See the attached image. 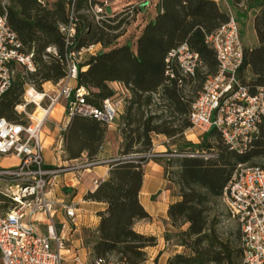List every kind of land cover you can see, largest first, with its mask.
<instances>
[{
	"label": "trees",
	"instance_id": "16d2710c",
	"mask_svg": "<svg viewBox=\"0 0 264 264\" xmlns=\"http://www.w3.org/2000/svg\"><path fill=\"white\" fill-rule=\"evenodd\" d=\"M243 2L247 10L257 11L258 44L245 48L240 77L246 84L264 88V0L233 1L237 9ZM96 4L104 5L99 0H8L5 11L0 3L10 30L25 52L34 53L37 65L33 74L18 67L0 98V120L28 123L16 111L23 104L26 87L42 92L46 84L58 85L68 74V51L100 44V53L86 56L79 64L77 85L88 90L87 102L96 107L115 96L113 84L121 85L127 98L120 118L123 143L118 155L109 163L108 178L85 196L86 201L107 206L99 213L98 229L86 233L89 264L147 263L148 250L157 246V238L138 233L135 226L151 219L140 202L150 162L164 167L168 188L179 199L169 206L165 240L185 251L171 256L167 264H242L240 226L235 239L222 238L220 217L214 211L236 168L264 157V124L259 139L243 155L230 150L215 130L199 136L198 144L186 138L192 128L193 103L207 78L218 73L216 53L206 38L229 22V13L213 0H160L157 16L145 26L134 50L130 44L119 43L130 14L120 12L98 24L91 12ZM72 8L78 14L77 40L68 50L59 24L67 22ZM184 43L199 54L201 67L195 78H185L177 69L174 78H169L166 59ZM51 47L57 52L49 53ZM246 73H250L248 80L243 76ZM108 130L105 122L72 118L62 134L65 161L99 165ZM156 135L171 144H166V156L148 158ZM0 203V212L12 207L1 192Z\"/></svg>",
	"mask_w": 264,
	"mask_h": 264
},
{
	"label": "built area",
	"instance_id": "2783aa9c",
	"mask_svg": "<svg viewBox=\"0 0 264 264\" xmlns=\"http://www.w3.org/2000/svg\"><path fill=\"white\" fill-rule=\"evenodd\" d=\"M8 0L2 6L6 11ZM104 5H94L91 12L100 24L108 17ZM136 11L134 5L121 12ZM77 12L70 11L66 23L59 24L66 49L77 40ZM115 15L111 16L114 17ZM206 43L215 53L218 73L209 76L192 106V128L188 132L200 136L217 131L230 150L246 154L259 139L264 123V88L246 84L240 77L244 63L245 46L236 17L230 12L229 22L214 34L207 36ZM101 45H93L66 54L67 77L52 90L38 92L27 86L23 104L16 111L25 116L26 124L0 120V157H16L18 165L0 169L3 195L10 199L12 207L0 212V264H64L62 250L65 238L59 235L54 219L60 210L76 222V207L55 200L51 191L56 178L67 173L79 174L93 167L90 163H75L50 167L44 159L43 130L53 117L55 109L63 105L65 126L75 116L93 118L113 125L125 106L127 92L117 85L115 96L101 107L87 102L89 92L77 85L79 60L84 54L96 55ZM102 47V46H101ZM49 53H56L49 48ZM18 67L25 74L37 70L34 53L24 51V46L7 23L6 14L0 13V98L12 84ZM201 67L200 56L184 43L172 50L166 59L165 74L174 78L175 69L185 78H195ZM30 91L40 96L37 99ZM187 132V134H188ZM186 134V135H187ZM154 150L148 158L163 157ZM100 181H94L98 187ZM223 201L229 214L240 226L242 234V264H264V170L260 167L239 165L224 189ZM43 215L48 223L42 233L36 217ZM81 263L79 257L75 258Z\"/></svg>",
	"mask_w": 264,
	"mask_h": 264
},
{
	"label": "crops",
	"instance_id": "0c3cea01",
	"mask_svg": "<svg viewBox=\"0 0 264 264\" xmlns=\"http://www.w3.org/2000/svg\"><path fill=\"white\" fill-rule=\"evenodd\" d=\"M99 1L105 2L106 0ZM213 1L220 4H228L229 0ZM159 2L160 0H135L126 3L121 8L118 13L126 6L134 5L137 7V13L135 22L131 24L127 33L119 39L120 45L130 44L136 50V43L143 29L158 14L157 6ZM146 3H148V6L141 8ZM97 49L100 50L99 53L102 51L101 46ZM117 85L113 84V87L115 88ZM54 88L52 84L44 85V90H52ZM123 111L124 108L121 109L116 122L109 126L106 143L99 154L101 163L79 174L67 173L61 175L54 181L51 197L75 206L77 215L76 222L73 223L67 217L65 211L60 210L54 219L59 235L65 238V246L64 250H62L65 258L64 264H89L90 248L86 245V233L94 232L98 229L100 224L99 213L105 211L107 206L104 203L86 201L85 196L87 193L96 190L97 187L94 186V181L102 182L108 178L109 163L117 157L123 143V138L119 131L120 118ZM53 115L55 117H52L43 130L44 159L50 167L70 165L65 161L63 152L62 134L66 127L64 124V106H58ZM153 143L155 152L163 153L167 150L166 144L168 140L165 137L156 135L153 138ZM17 165L18 159L16 157H0V169ZM164 173L165 170L162 165L150 162L146 166L144 183L140 193V202L151 219L137 222L135 229L138 233L157 238V246L148 250V261L146 264H167L169 258L180 251L176 250L180 249V247H170L165 240L169 206L179 199L168 188ZM36 220L38 221L39 230L42 233H46L45 225L48 221L45 216L40 215L36 217ZM76 257L80 258L81 263L75 261Z\"/></svg>",
	"mask_w": 264,
	"mask_h": 264
},
{
	"label": "rangeland",
	"instance_id": "374dc122",
	"mask_svg": "<svg viewBox=\"0 0 264 264\" xmlns=\"http://www.w3.org/2000/svg\"><path fill=\"white\" fill-rule=\"evenodd\" d=\"M5 1L6 0H0V3L1 2L4 3ZM55 1H57V0H51V2H55ZM133 1H135V0H111V1L108 0L107 7L105 8L106 13L109 16L117 15V13L121 10V8L126 3L133 2ZM233 1L236 3L239 0H233ZM233 1L229 0L228 4L227 3H221V6L227 13L230 14V12H231L236 17V19L239 23V26H240L242 40H243L245 48L254 47L258 44L255 29H254V18H255V14L257 11L253 10V9L247 10L248 6L245 2H243L242 5H240L237 9L236 6L234 5ZM103 3H104V1H103ZM147 6H148V3L141 6V8H146ZM136 13H137V7H136V11H135L133 17L129 21V25H127L124 28V31H123L124 35H125V33H127V30L129 29L131 24L133 22H135ZM102 50H103V47H102ZM88 55H90V54H84L81 57H78L79 62L81 63L84 60V58ZM243 76L245 77L246 80H248L250 78V73H246L245 75L243 74ZM26 90H29V88L26 87ZM24 97H25V95H24ZM53 117H55V116L53 115ZM199 136H200L199 133L188 132L186 138H187V140L198 144L200 142ZM167 144H171V141L170 142L168 141ZM174 149H175L174 147L171 148V150H174ZM164 152H167V151H164ZM69 164H75V163H69ZM246 165L247 166H259L260 168H264V157L257 158L252 163H249ZM0 192L2 194L4 192L3 186L1 184H0ZM214 214H218L220 217V224H219L218 229H219V232L221 233L222 238H228L229 237L231 239H235L238 235L239 224L234 219L231 218L229 211L227 209V206L225 205V203L222 200L220 201L219 206L215 209ZM170 247H173V246L170 245ZM176 250H180L179 253H183L185 251L184 248H180V249H176Z\"/></svg>",
	"mask_w": 264,
	"mask_h": 264
},
{
	"label": "bare ground",
	"instance_id": "6f19581e",
	"mask_svg": "<svg viewBox=\"0 0 264 264\" xmlns=\"http://www.w3.org/2000/svg\"><path fill=\"white\" fill-rule=\"evenodd\" d=\"M31 95H34L37 99L40 98V96L38 94H34L32 91H30Z\"/></svg>",
	"mask_w": 264,
	"mask_h": 264
},
{
	"label": "water",
	"instance_id": "95a60500",
	"mask_svg": "<svg viewBox=\"0 0 264 264\" xmlns=\"http://www.w3.org/2000/svg\"><path fill=\"white\" fill-rule=\"evenodd\" d=\"M111 1V0H110Z\"/></svg>",
	"mask_w": 264,
	"mask_h": 264
}]
</instances>
